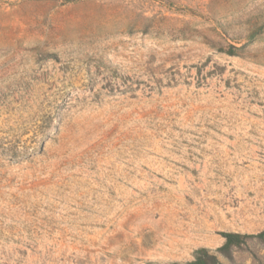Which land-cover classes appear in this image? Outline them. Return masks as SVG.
Instances as JSON below:
<instances>
[{"label": "rangeland", "instance_id": "obj_1", "mask_svg": "<svg viewBox=\"0 0 264 264\" xmlns=\"http://www.w3.org/2000/svg\"><path fill=\"white\" fill-rule=\"evenodd\" d=\"M264 0H0V264H264Z\"/></svg>", "mask_w": 264, "mask_h": 264}, {"label": "trees", "instance_id": "obj_2", "mask_svg": "<svg viewBox=\"0 0 264 264\" xmlns=\"http://www.w3.org/2000/svg\"><path fill=\"white\" fill-rule=\"evenodd\" d=\"M225 238L224 243L216 248L217 252L228 255L233 247H238L247 242L248 239H259L264 242V229L257 233H241L234 231H221ZM150 264V263H146ZM163 264H180L178 261L164 262ZM189 264H223L216 253L207 247H200L195 251V259Z\"/></svg>", "mask_w": 264, "mask_h": 264}]
</instances>
